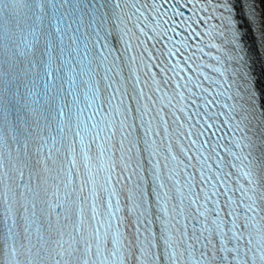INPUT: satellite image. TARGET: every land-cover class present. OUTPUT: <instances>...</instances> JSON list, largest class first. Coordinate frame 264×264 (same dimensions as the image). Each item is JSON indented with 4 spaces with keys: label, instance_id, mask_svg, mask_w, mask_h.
Masks as SVG:
<instances>
[{
    "label": "snow or ice",
    "instance_id": "6c2138e0",
    "mask_svg": "<svg viewBox=\"0 0 264 264\" xmlns=\"http://www.w3.org/2000/svg\"><path fill=\"white\" fill-rule=\"evenodd\" d=\"M231 13L0 0V264H264V109Z\"/></svg>",
    "mask_w": 264,
    "mask_h": 264
},
{
    "label": "bare ground",
    "instance_id": "6f19581e",
    "mask_svg": "<svg viewBox=\"0 0 264 264\" xmlns=\"http://www.w3.org/2000/svg\"><path fill=\"white\" fill-rule=\"evenodd\" d=\"M262 4H263V14H264V0H262Z\"/></svg>",
    "mask_w": 264,
    "mask_h": 264
}]
</instances>
